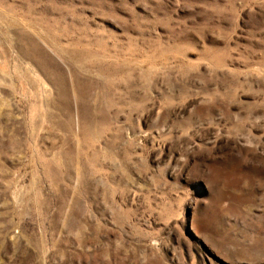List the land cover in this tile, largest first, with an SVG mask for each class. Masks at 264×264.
Instances as JSON below:
<instances>
[{"label": "rangeland", "instance_id": "1", "mask_svg": "<svg viewBox=\"0 0 264 264\" xmlns=\"http://www.w3.org/2000/svg\"><path fill=\"white\" fill-rule=\"evenodd\" d=\"M0 264H264V0H0Z\"/></svg>", "mask_w": 264, "mask_h": 264}]
</instances>
